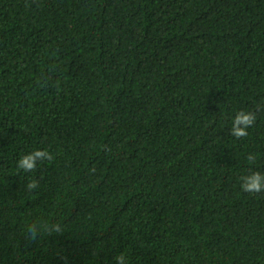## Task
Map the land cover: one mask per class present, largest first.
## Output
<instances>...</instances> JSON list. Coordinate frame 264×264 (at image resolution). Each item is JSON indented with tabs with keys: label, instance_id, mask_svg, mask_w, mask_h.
Here are the masks:
<instances>
[{
	"label": "trees",
	"instance_id": "1",
	"mask_svg": "<svg viewBox=\"0 0 264 264\" xmlns=\"http://www.w3.org/2000/svg\"><path fill=\"white\" fill-rule=\"evenodd\" d=\"M254 171L264 0H0V264H264Z\"/></svg>",
	"mask_w": 264,
	"mask_h": 264
},
{
	"label": "clouds",
	"instance_id": "2",
	"mask_svg": "<svg viewBox=\"0 0 264 264\" xmlns=\"http://www.w3.org/2000/svg\"><path fill=\"white\" fill-rule=\"evenodd\" d=\"M256 115L250 111H238L233 120L230 134L236 139L244 138L248 135L247 129L254 125ZM53 156L47 150H33L30 154L23 155L17 162V168L25 173L34 172L37 168V161H51ZM253 156L249 155L248 160L251 161ZM241 190L249 194L264 193V174L259 171H254L248 175L240 177ZM28 190H33L38 187V181L35 179L30 180L26 185ZM44 231L51 235L52 233H59L61 228L58 224L43 225ZM41 228L35 223L28 226V235L31 239H35ZM116 264H125L126 257L121 254L115 257Z\"/></svg>",
	"mask_w": 264,
	"mask_h": 264
}]
</instances>
